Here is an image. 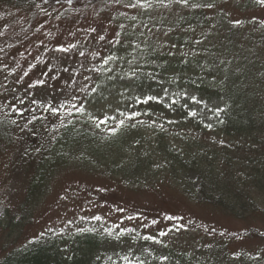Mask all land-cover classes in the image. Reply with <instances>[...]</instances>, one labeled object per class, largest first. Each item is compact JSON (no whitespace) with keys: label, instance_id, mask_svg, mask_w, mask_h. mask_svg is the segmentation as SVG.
Listing matches in <instances>:
<instances>
[{"label":"rangeland","instance_id":"374dc122","mask_svg":"<svg viewBox=\"0 0 264 264\" xmlns=\"http://www.w3.org/2000/svg\"><path fill=\"white\" fill-rule=\"evenodd\" d=\"M245 1H231L230 20L247 18L264 24V4L254 0L260 3L256 10L240 12L238 4ZM207 2L115 0L108 3L106 12L112 11L120 22L129 21V26L136 27L135 33L146 34L164 49L180 12L195 3ZM94 13L95 9L85 14L78 12L66 20L36 16L0 28V125L8 132V140H0V222L5 226L6 220L13 219L20 224L13 228L14 232L12 226L5 227L3 233L0 224V256L10 240L21 245L43 234L69 238L95 230L118 236L100 248V255L109 264H186L176 262L167 252L187 248L185 252L194 255L207 243L223 246L231 261L239 253L263 254V239L224 237L258 226L256 221H238L200 204L169 186L170 180L155 182L145 169L131 171L130 160L122 166L117 164L111 176H104L103 170L88 172L61 166L49 178L43 198L33 207H26V187L41 155L40 142L52 140L64 124L77 120L81 125L87 118L96 127L94 130L104 135L125 120L122 112L130 116L132 108L128 104L146 97H155L163 105L172 99L180 100L191 113L210 124L222 102V95H195L181 81L174 85L161 80L152 62L142 73V88L134 82L137 68L142 65L121 62L122 69L117 63L108 75L109 80L121 82L126 89L115 82L89 95L100 76V64L109 65L104 59L118 37L108 22L96 21ZM193 97L199 103L193 102ZM144 150L149 152L147 147ZM153 159L158 160L159 155ZM145 165L147 162L140 167ZM127 175L135 182L132 186L125 183ZM187 187L190 190L192 186ZM149 236L159 243L144 239Z\"/></svg>","mask_w":264,"mask_h":264},{"label":"trees","instance_id":"16d2710c","mask_svg":"<svg viewBox=\"0 0 264 264\" xmlns=\"http://www.w3.org/2000/svg\"><path fill=\"white\" fill-rule=\"evenodd\" d=\"M110 1L115 0H0V28L36 16L66 20L71 14L95 9L94 19L108 22L118 37L104 59L109 65L100 64V76L89 95L108 89L115 82L126 89L121 82L109 80L108 75L117 63L122 69L121 62L142 65L134 80L142 88V73L152 62L156 72L161 73V80L174 85L181 81L195 95H222L218 113L209 124L191 115L180 100L172 99L163 105L159 100L144 103L146 97L128 104L132 108L130 116L122 112L123 123L104 135L95 131L87 118L81 125L77 120L70 121L52 140L40 142L41 155L26 187V207H33L43 198L49 178L61 166L88 172L103 170L104 176H111L117 164L122 166L130 160L131 171L145 169L155 182L170 180L169 186L200 204L238 221L258 223L226 234L225 239L264 240V24L247 18L231 21L228 9H233V0L195 3L174 20L166 38L168 43L161 49L151 37L135 33L136 27L129 26V21L120 22L112 11L107 13ZM259 4L247 0L239 3L238 9L253 11ZM0 140H8L3 125ZM157 155L159 159L154 160ZM144 162L146 167H140ZM126 182L129 186L135 183L128 175ZM188 184L192 186L190 190ZM5 222V226L0 222L1 233L11 226L14 232L13 228L20 225L13 219ZM95 231L69 238L43 234L21 245L10 240L2 250L0 264H109L100 255V248L118 236L106 230ZM222 248L207 243L197 248L194 255L185 252L187 248H175L167 254L186 264H264V253H239L231 261Z\"/></svg>","mask_w":264,"mask_h":264},{"label":"snow or ice","instance_id":"6c2138e0","mask_svg":"<svg viewBox=\"0 0 264 264\" xmlns=\"http://www.w3.org/2000/svg\"><path fill=\"white\" fill-rule=\"evenodd\" d=\"M260 3L264 4V0H259ZM238 23V22H237ZM156 99L155 97H148L146 100H144L143 102L144 103H147L148 101L150 100H154ZM193 99V102H196V103H199V101H197L194 97L192 98ZM191 115L195 116L196 114L195 113H191ZM104 121H101V123H103ZM123 123V121H121V124ZM97 220H99L100 218L99 217H96ZM168 219H172L171 217H168ZM155 223V221L153 222ZM161 235H166V233H161ZM144 239L146 240H154L153 237H145ZM155 243H159L158 240H154ZM166 259V258H165Z\"/></svg>","mask_w":264,"mask_h":264}]
</instances>
